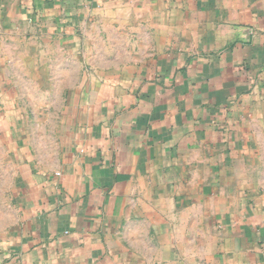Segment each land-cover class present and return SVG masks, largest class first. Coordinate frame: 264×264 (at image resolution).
Returning a JSON list of instances; mask_svg holds the SVG:
<instances>
[{
    "label": "crops",
    "instance_id": "crops-1",
    "mask_svg": "<svg viewBox=\"0 0 264 264\" xmlns=\"http://www.w3.org/2000/svg\"><path fill=\"white\" fill-rule=\"evenodd\" d=\"M2 189L0 264H264V0H0Z\"/></svg>",
    "mask_w": 264,
    "mask_h": 264
},
{
    "label": "rangeland",
    "instance_id": "rangeland-1",
    "mask_svg": "<svg viewBox=\"0 0 264 264\" xmlns=\"http://www.w3.org/2000/svg\"><path fill=\"white\" fill-rule=\"evenodd\" d=\"M36 82H34V86H33V92L37 93L38 91L36 90V88H42V90L50 87V82L48 81H40V83L36 84ZM39 90V89H38ZM51 99V98H50ZM34 102L32 103L34 106L32 107V110H33V116L35 117V110L37 109V113L39 111H43V120H47V117L49 115V118L52 119V109H45V108H41L39 106V101L41 100V98L39 97H35L33 98ZM38 106V107H37ZM47 107V105H45ZM50 106H52L51 104H49V108ZM48 108V107H47ZM45 109V110H44ZM6 182L4 184L1 183V188H5L6 187ZM7 207V200H6V196L5 194L3 193V189L1 190V193H0V212H4L6 211V208Z\"/></svg>",
    "mask_w": 264,
    "mask_h": 264
}]
</instances>
